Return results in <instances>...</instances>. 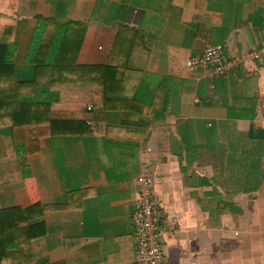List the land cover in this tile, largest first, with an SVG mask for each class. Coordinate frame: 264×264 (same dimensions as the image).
I'll use <instances>...</instances> for the list:
<instances>
[{"label": "crops", "instance_id": "obj_1", "mask_svg": "<svg viewBox=\"0 0 264 264\" xmlns=\"http://www.w3.org/2000/svg\"><path fill=\"white\" fill-rule=\"evenodd\" d=\"M0 19L21 69L52 22L83 33L77 65L110 69L107 109L76 134L21 153L0 132V211L35 216L36 264H137L141 175L163 208L160 264H264V57L249 56L264 0H0ZM216 45L241 60L230 72L186 69Z\"/></svg>", "mask_w": 264, "mask_h": 264}, {"label": "trees", "instance_id": "obj_2", "mask_svg": "<svg viewBox=\"0 0 264 264\" xmlns=\"http://www.w3.org/2000/svg\"><path fill=\"white\" fill-rule=\"evenodd\" d=\"M14 26L0 19V132L9 128L22 153L30 151L40 138L76 134L74 127L86 123L91 113L105 111L107 100L98 95L105 89L103 81L110 69L105 73L104 68L77 65L83 33L77 42L75 38L68 42L74 26L68 23L58 39L60 25L53 22L46 25L42 40L29 52L31 65L21 69L14 64V44L8 41ZM87 74L96 79L90 88L86 82L74 80ZM89 102L94 109L91 113ZM34 217L30 209L0 211V264H36L30 244L39 228Z\"/></svg>", "mask_w": 264, "mask_h": 264}, {"label": "built area", "instance_id": "obj_3", "mask_svg": "<svg viewBox=\"0 0 264 264\" xmlns=\"http://www.w3.org/2000/svg\"><path fill=\"white\" fill-rule=\"evenodd\" d=\"M253 60L264 57V44L250 53ZM237 58L224 56L221 45L210 46L200 55L194 56L186 62V69L197 71L207 67H214L219 74H227L240 62ZM89 109L92 106H88ZM136 207L133 213L134 234L136 240L137 264H160L162 259V245L159 239L163 208L153 198V181L146 175L137 179Z\"/></svg>", "mask_w": 264, "mask_h": 264}, {"label": "rangeland", "instance_id": "obj_4", "mask_svg": "<svg viewBox=\"0 0 264 264\" xmlns=\"http://www.w3.org/2000/svg\"><path fill=\"white\" fill-rule=\"evenodd\" d=\"M13 50L16 51V47H13Z\"/></svg>", "mask_w": 264, "mask_h": 264}]
</instances>
